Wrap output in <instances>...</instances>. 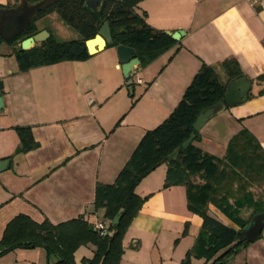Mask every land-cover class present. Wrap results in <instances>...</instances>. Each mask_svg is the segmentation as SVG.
Here are the masks:
<instances>
[{"label": "crops", "instance_id": "obj_1", "mask_svg": "<svg viewBox=\"0 0 264 264\" xmlns=\"http://www.w3.org/2000/svg\"><path fill=\"white\" fill-rule=\"evenodd\" d=\"M13 5L14 0H0V7ZM137 11L146 13L154 29L185 35L147 67L135 69L132 94L125 89L115 47L84 61L0 71L5 103L0 112V240L21 213L39 223L86 215L91 223L109 225L103 211L92 210L96 184L115 181L144 134L174 111L204 63L223 70L224 61L237 59L253 82V96L211 119L196 145L221 158L229 140L246 128L264 148V94L259 95L264 78L258 80L264 77V0H143ZM16 126H32L39 148L16 153ZM166 171L167 166L157 168L137 188L148 198L128 228L120 264H183L196 242L202 219L189 211L184 186L164 188ZM209 212L236 227L213 205ZM93 255V246H83L75 262L83 264ZM0 264H49V258L44 248H22L2 256ZM190 264L212 261L192 258ZM229 264H264V231Z\"/></svg>", "mask_w": 264, "mask_h": 264}, {"label": "trees", "instance_id": "obj_2", "mask_svg": "<svg viewBox=\"0 0 264 264\" xmlns=\"http://www.w3.org/2000/svg\"><path fill=\"white\" fill-rule=\"evenodd\" d=\"M25 1L36 3L42 0ZM142 1L103 0L102 8L94 12L86 5L87 0H54L35 17L32 30L13 40L19 45L12 53L18 61L19 71L89 59L92 55L86 41L94 38L106 22L113 38V43L107 47H132L137 52L140 68L147 67L172 49L177 41L172 35L147 23L146 13L137 11ZM52 13H57L80 35V39L57 42L50 36L33 48L23 50L21 42L42 30L37 21ZM2 41L0 37V44ZM221 66L227 76L226 82L215 68L202 64L177 107L161 124L144 134L115 181L96 184L92 210L94 213L103 211V219L109 222L112 232L110 236L95 232V223H91L86 215L60 223L49 219L39 223L21 213L5 228L0 240V258L17 249L39 247L46 250L49 264H76L75 253L81 247L91 245L94 255L83 258V264H120L128 228L148 198L140 196L137 188L153 171L166 164L164 188L185 186L189 211L202 219L200 233L183 264H190L192 258L212 261V264H229L251 244L242 235V230L255 215L264 212V148L246 128L229 140L226 153L221 158L196 145L201 140V132L193 128L198 115L224 99L229 81L245 77L235 58L224 61ZM263 78L261 76L258 80ZM0 89H3L2 81ZM262 94L264 89L259 92ZM14 129L20 139L16 153H28L39 148L32 126H16ZM193 132L194 141L184 149L183 143ZM256 188H259V195ZM210 205L237 228L211 215ZM247 209L252 210L249 218L242 216ZM122 211L125 212L120 222L114 225L113 221ZM188 228L189 223H186L183 236L188 234ZM51 258L55 261L50 262Z\"/></svg>", "mask_w": 264, "mask_h": 264}, {"label": "water", "instance_id": "obj_3", "mask_svg": "<svg viewBox=\"0 0 264 264\" xmlns=\"http://www.w3.org/2000/svg\"><path fill=\"white\" fill-rule=\"evenodd\" d=\"M54 0H42L36 3H29L25 0L15 6L0 9V37L6 41L11 42L17 37L30 31L34 27V19ZM86 5L94 12H98L103 6V0H87ZM175 40L181 39L185 35L184 31H178L171 34ZM50 37L47 30H41L32 37H28L21 42L23 50L33 48L37 43L46 41ZM96 43V45H94ZM113 43L112 33L109 23L106 22L99 30V33L92 39L86 41V47L89 54L93 55L103 50L107 45ZM119 62L124 75L127 80V87L131 94L133 93V79L132 74L135 69L140 66V60L137 52L132 47L119 45L116 47ZM253 82L247 78L233 79L229 81L226 93L223 100L205 108L198 115L193 124L195 131H200L211 119L218 116L225 111L227 107L245 103L251 94ZM4 97H0V112L4 109ZM195 139L193 132L190 137L183 143V148H188ZM4 167V163L0 162V171ZM125 211L117 215L113 221L117 225ZM264 231V212L255 215L250 223L242 230V235L250 242L254 243L259 240Z\"/></svg>", "mask_w": 264, "mask_h": 264}, {"label": "rangeland", "instance_id": "obj_4", "mask_svg": "<svg viewBox=\"0 0 264 264\" xmlns=\"http://www.w3.org/2000/svg\"><path fill=\"white\" fill-rule=\"evenodd\" d=\"M16 3V6L19 5L22 0H14ZM37 26L42 28V30H47L57 42H68V41H73V40H78L80 39V35L68 24H66L57 13H52L47 15L46 17L39 19L37 21ZM19 48L18 42L16 41H11V42H6L2 41L0 44V71L9 67H18V61L15 56L12 58L8 55L15 49ZM116 49V47H115ZM117 51V49H116ZM219 76L221 79L226 82L227 76L225 74L224 70H217ZM123 73V72H122ZM124 76V75H123ZM125 89L129 90L128 87ZM130 91V90H129ZM162 166H167L162 165ZM160 166V167H162ZM159 168V167H158ZM167 174V171H166ZM166 174L164 177V182L166 179ZM185 187V186H184ZM186 188V187H185ZM257 195H259V188L255 189ZM246 212V215H245ZM252 210H245L242 212V216L245 218H249L251 215ZM245 215V216H244Z\"/></svg>", "mask_w": 264, "mask_h": 264}, {"label": "built area", "instance_id": "obj_5", "mask_svg": "<svg viewBox=\"0 0 264 264\" xmlns=\"http://www.w3.org/2000/svg\"><path fill=\"white\" fill-rule=\"evenodd\" d=\"M93 229L101 236H110L112 232L109 229V225H106L104 222H97L94 224Z\"/></svg>", "mask_w": 264, "mask_h": 264}, {"label": "bare ground", "instance_id": "obj_6", "mask_svg": "<svg viewBox=\"0 0 264 264\" xmlns=\"http://www.w3.org/2000/svg\"><path fill=\"white\" fill-rule=\"evenodd\" d=\"M94 45H96V43H94Z\"/></svg>", "mask_w": 264, "mask_h": 264}]
</instances>
